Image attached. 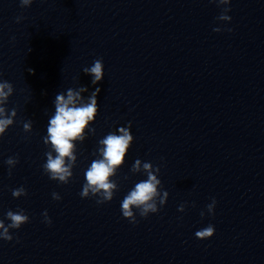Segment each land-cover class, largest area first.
I'll list each match as a JSON object with an SVG mask.
<instances>
[{"label":"clouds","instance_id":"clouds-1","mask_svg":"<svg viewBox=\"0 0 264 264\" xmlns=\"http://www.w3.org/2000/svg\"><path fill=\"white\" fill-rule=\"evenodd\" d=\"M218 6L229 5L231 0H212ZM33 0H20L21 7L31 6ZM231 9L223 7L221 14L217 20L223 22L231 21V17L227 14ZM23 17H17L19 23ZM223 29L220 27L213 28V31L220 32ZM232 31V29H226ZM85 74L92 77L91 83L98 84L104 78V65L102 59H96L90 67L83 69ZM29 73L34 74L33 69H29ZM88 91L87 87H80L78 90L69 88L64 93H59L55 97V113L49 119L47 126V136L43 138L46 147L50 146V150L45 153L47 160L42 165L45 174L51 180L58 181L61 184L69 183L73 176V167L76 164L77 156L73 149L75 145L73 141L79 140L81 143L85 140V129L89 132L95 133V129L89 126V122H94L98 115L97 93L101 91L99 87L95 88L88 102H83L80 96L81 92ZM13 85L7 80L0 81V137H3L7 129L15 123L17 110L15 108L10 111L5 107L9 101V97L13 95ZM77 101H81L79 104ZM32 122H23V129L25 132L31 131ZM131 122L127 127H120L119 134L110 132L99 141L97 149L98 157L93 160L85 172V180L80 192L81 198L98 197L97 204H104L110 202L114 193L118 190L116 181L112 178L117 174L118 169L125 162V155L129 151L134 137L130 131ZM55 153V155H53ZM19 162L17 157H9L6 164L9 166V175H11L12 168ZM146 175V179L139 181L128 192L121 203L122 216L130 223H138L136 218V211L143 218H146L150 213H158L160 209L166 204L169 193L161 191L162 183L158 178L160 167L154 166L151 162H142L136 159L132 165L131 172H141ZM158 186L160 191H158ZM27 190L21 186L12 190L14 198L27 196ZM54 200H60L61 196L53 192ZM215 198L209 203L206 208L210 215H214L216 206ZM195 206V205H193ZM134 209L136 211H134ZM185 204H181L178 211L183 212ZM44 222L51 225L52 221L48 216L47 211L43 214ZM201 217L205 215L203 211L200 213ZM6 219L10 223L5 224L0 220V239L11 241L13 236L10 234V229H20L22 225L29 222L30 218L23 209L17 211L9 210L6 213ZM215 234V227L209 224L207 227L196 231L195 236L200 240L211 238Z\"/></svg>","mask_w":264,"mask_h":264}]
</instances>
